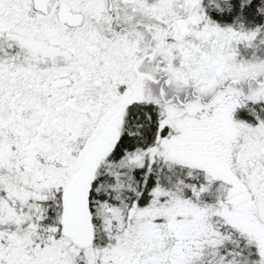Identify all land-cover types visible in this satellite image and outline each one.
Returning <instances> with one entry per match:
<instances>
[{"label":"snow or ice","instance_id":"snow-or-ice-1","mask_svg":"<svg viewBox=\"0 0 264 264\" xmlns=\"http://www.w3.org/2000/svg\"><path fill=\"white\" fill-rule=\"evenodd\" d=\"M0 264H264V0H0Z\"/></svg>","mask_w":264,"mask_h":264}]
</instances>
